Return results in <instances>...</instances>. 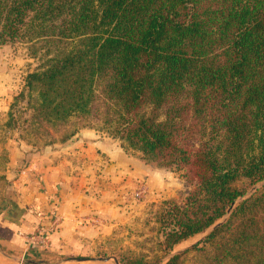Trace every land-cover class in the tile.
I'll return each mask as SVG.
<instances>
[{
  "label": "trees",
  "instance_id": "1",
  "mask_svg": "<svg viewBox=\"0 0 264 264\" xmlns=\"http://www.w3.org/2000/svg\"><path fill=\"white\" fill-rule=\"evenodd\" d=\"M15 41L38 61L4 124L21 138L88 127L184 170L182 204L160 210L165 252L264 180V0H0V44ZM164 264H264V185Z\"/></svg>",
  "mask_w": 264,
  "mask_h": 264
},
{
  "label": "crops",
  "instance_id": "2",
  "mask_svg": "<svg viewBox=\"0 0 264 264\" xmlns=\"http://www.w3.org/2000/svg\"><path fill=\"white\" fill-rule=\"evenodd\" d=\"M126 152L115 138L84 127L65 143L13 154L3 170L12 199H0V264H36L20 262L23 255L40 264H98L100 256L89 255L94 238L105 231L118 193L143 176ZM39 228L52 235L42 247L29 239Z\"/></svg>",
  "mask_w": 264,
  "mask_h": 264
},
{
  "label": "rangeland",
  "instance_id": "3",
  "mask_svg": "<svg viewBox=\"0 0 264 264\" xmlns=\"http://www.w3.org/2000/svg\"><path fill=\"white\" fill-rule=\"evenodd\" d=\"M37 64V59L29 55L25 43L15 41L0 44V101L4 100L2 107L6 106L4 110L3 108L0 110V194L4 192L5 185L2 178L3 170L13 154L24 152V149L36 150L47 145L62 144L72 137L63 142L32 144V140L20 137L23 132L19 126L20 121L13 127L4 125L11 103L14 104L12 112L15 117L23 110L25 102L23 99L15 101L14 96L24 88L26 74L33 71ZM24 111L28 113V110ZM126 153L127 157L131 158L129 160H135L139 164L144 178L141 176L140 179L126 184L118 193L119 202L115 205V211L104 220L107 227L94 238L89 255L109 257L108 260H99L98 264H115L113 257L122 264L121 260L125 257L140 255L151 260L159 259V264H164L171 252H178L191 246L202 240L210 231L206 229L193 234L165 252L161 241L166 223L161 218L160 210L169 200L182 204L189 189L186 178L181 174L184 170L157 165L155 162L147 161L136 151L130 150ZM254 185H258L259 188L264 185V180L250 185L245 193L238 197L240 200L235 205L257 189L251 191Z\"/></svg>",
  "mask_w": 264,
  "mask_h": 264
},
{
  "label": "water",
  "instance_id": "4",
  "mask_svg": "<svg viewBox=\"0 0 264 264\" xmlns=\"http://www.w3.org/2000/svg\"><path fill=\"white\" fill-rule=\"evenodd\" d=\"M258 187V185H254L252 188H251V191L255 190L256 188ZM240 200V198H236L233 202H231V204L229 205V207L226 209V211L224 212V214L220 217V219L217 221V222H214L213 224H211L209 227H207V231H211L213 230L215 227L219 226L220 224H222L223 222H225V220L227 219V217L229 216L231 210L233 209L235 203ZM205 229V230H206ZM204 231V230H203ZM174 252H171L169 254V256L171 254H173ZM85 258H68L67 260H72V261H75V260H84ZM98 260H108L109 257H98L97 258ZM113 259L115 260V264H119L117 262V260L113 257ZM20 262H23V263H41L40 261L38 260H33V259H29V258H20Z\"/></svg>",
  "mask_w": 264,
  "mask_h": 264
},
{
  "label": "built area",
  "instance_id": "5",
  "mask_svg": "<svg viewBox=\"0 0 264 264\" xmlns=\"http://www.w3.org/2000/svg\"><path fill=\"white\" fill-rule=\"evenodd\" d=\"M51 214L53 215V223L55 224V219H57V217L55 216V211L54 209L51 210ZM53 224V225H54ZM47 231L49 230H45V229H38L36 234H31L29 236V239L31 242H33L34 244H36L39 247H42L46 244V242L48 241V235H47ZM50 232V231H49ZM26 255V254H25ZM24 258V255L21 257Z\"/></svg>",
  "mask_w": 264,
  "mask_h": 264
}]
</instances>
